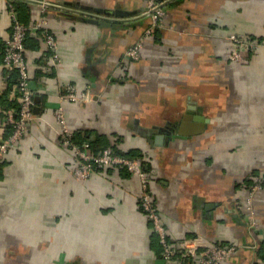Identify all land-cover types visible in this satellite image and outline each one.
Wrapping results in <instances>:
<instances>
[{"label":"crops","instance_id":"0c3cea01","mask_svg":"<svg viewBox=\"0 0 264 264\" xmlns=\"http://www.w3.org/2000/svg\"><path fill=\"white\" fill-rule=\"evenodd\" d=\"M11 1L0 0V140L20 103L4 66ZM16 1L25 24L42 17L37 0ZM49 1L45 31L26 40L34 116L0 168V264H199L186 253L196 240L237 245L221 264H264V184L249 204L264 174V0H163L155 27L147 0ZM150 27L140 58L127 56ZM234 35L259 44L242 61ZM68 83L92 97H64ZM60 106L82 141L146 154L173 259L141 208L137 175L106 166L74 176Z\"/></svg>","mask_w":264,"mask_h":264},{"label":"built area","instance_id":"2783aa9c","mask_svg":"<svg viewBox=\"0 0 264 264\" xmlns=\"http://www.w3.org/2000/svg\"><path fill=\"white\" fill-rule=\"evenodd\" d=\"M37 4L41 7L43 15L34 25L29 26L20 21L13 1L10 2L13 30L11 36L5 43L4 66L9 70L16 71L19 75L17 92L20 96V106L8 108L6 111L5 122L7 126H10L11 132L9 136L0 140V168L8 150L21 142L34 116L35 92L30 83L29 64L26 56V39L30 32L37 30L45 31V26L48 23V18L45 13L47 7L50 5V1L37 0ZM163 4L161 0H147V9L152 16L153 27L157 26L166 16V10ZM153 27L148 28L144 36L126 51L127 56L133 59L140 58L143 40L153 34ZM45 38L48 47L53 51L55 60L59 61L60 55L57 52L58 45L54 34L46 31ZM232 40L234 45L232 59L234 61H242L243 53L247 48L253 49L259 45L254 40L239 35H234ZM63 96L72 101H86L92 97L89 91H80L74 83H68L66 85V92ZM55 113L62 127V143L73 153V158L76 163L74 176L77 179L91 178L97 169L106 166L124 167L131 174L139 177L142 189L140 196L141 207L147 213L155 230L160 236V241L164 246L163 254L165 258L168 260L173 259L177 254V250L168 240L166 227L163 223L159 208L156 205L154 194L151 191V179L141 162L136 158L118 154L112 147H107L99 153L91 152L89 149V142L79 145L74 141V131L68 125L63 107H58ZM263 184L264 174L250 189V206H252V196L263 188ZM237 248V245H226L221 243L205 244L200 240H196L194 244H186V253L193 257L197 256L199 258V264H221L224 260L230 259L236 253Z\"/></svg>","mask_w":264,"mask_h":264},{"label":"trees","instance_id":"16d2710c","mask_svg":"<svg viewBox=\"0 0 264 264\" xmlns=\"http://www.w3.org/2000/svg\"><path fill=\"white\" fill-rule=\"evenodd\" d=\"M163 1V0H161ZM13 3L15 5V10H16V7H17V1L16 0H13ZM17 12V11H16ZM18 14V13H17ZM19 16V15H18ZM20 21L22 23H24L21 18L19 17ZM25 24V23H24ZM27 25V24H26ZM38 32H41L40 30H38ZM31 33V32H30ZM27 40V39H26ZM4 50H5V46H4ZM14 73L16 74V86L18 84V80H19V75L16 71H14ZM20 106V104L17 105V107ZM11 107H14V106H11ZM10 106L8 108H11ZM7 108V109H8ZM10 127V126H9ZM10 132H11V128H10ZM73 139L76 143H78L79 145H82L84 144L85 142H89L90 143V148H91V152H94V153H99V152H102L105 148L107 147H112L114 148V150L118 153V154H121V155H125V156H129V157H132V158H136L138 159L141 164L143 165V168L145 169V171L148 173L149 172V168L147 167V159H146V154H144V152H141L140 150H130L129 152H123L121 149L118 148L117 145H114V144H111L110 142L108 141H105L103 142V144L100 146V147H96L94 145V142H90V140H86V141H82L81 138L79 139L78 138V134L76 132H74V135H73ZM86 139V138H85ZM84 139V140H85ZM89 148V149H90ZM112 167H117V166H112ZM118 168H122L123 170H127L126 168L124 167H118ZM128 171V170H127ZM252 186H254V184L251 185L250 189L252 188ZM141 205V204H140ZM142 208V207H141ZM143 210V209H142Z\"/></svg>","mask_w":264,"mask_h":264},{"label":"water","instance_id":"95a60500","mask_svg":"<svg viewBox=\"0 0 264 264\" xmlns=\"http://www.w3.org/2000/svg\"><path fill=\"white\" fill-rule=\"evenodd\" d=\"M195 119L203 120L204 118L202 116H196ZM181 132V131H180Z\"/></svg>","mask_w":264,"mask_h":264}]
</instances>
